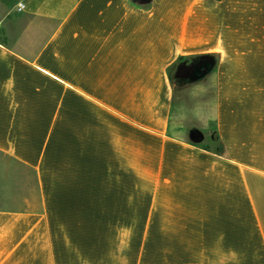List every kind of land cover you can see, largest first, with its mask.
Here are the masks:
<instances>
[{"label": "crops", "instance_id": "1", "mask_svg": "<svg viewBox=\"0 0 264 264\" xmlns=\"http://www.w3.org/2000/svg\"><path fill=\"white\" fill-rule=\"evenodd\" d=\"M0 264H264V0H0Z\"/></svg>", "mask_w": 264, "mask_h": 264}, {"label": "water", "instance_id": "2", "mask_svg": "<svg viewBox=\"0 0 264 264\" xmlns=\"http://www.w3.org/2000/svg\"><path fill=\"white\" fill-rule=\"evenodd\" d=\"M152 0H134L138 4H148ZM204 57H210L208 66L203 68L200 77H193L194 70L201 64ZM217 56L213 53L194 54L178 61L170 72V80L175 87L188 86L197 81L204 80L217 65ZM211 134V133H210ZM187 140L193 144H203L208 140V134L198 124H191L187 130Z\"/></svg>", "mask_w": 264, "mask_h": 264}, {"label": "rangeland", "instance_id": "3", "mask_svg": "<svg viewBox=\"0 0 264 264\" xmlns=\"http://www.w3.org/2000/svg\"><path fill=\"white\" fill-rule=\"evenodd\" d=\"M187 56H189V55H186L185 57H187ZM178 62V61H177ZM176 65V64H175ZM174 65V66H175ZM173 66V67H174ZM173 67L170 69V72H171V70L173 69ZM170 72H169V76H170ZM181 92H183V91H179L178 93V95L176 96L177 98H178V96H179V101L181 100L180 99V96H181ZM187 93V92H186ZM191 92H189V93H187V95H188V100H189V103L187 102V104H188V111L185 113V115H184V119H183V123H187L189 126L191 125V124H198L199 126H200V128L202 129V130H204L207 134H208V140L205 142V143H203V144H201V146H205V147H212V148H215V146H216V144L214 143V142H210L211 141V134H210V129L209 128H207V127H205L204 125H201L202 123H196L195 121L197 120V117H198V115H200V117H201V111H200V113L199 114H197V112L195 111V109L193 108V110H192V107H191V100H192V96H191V94H190ZM179 101H178V103L177 104H179ZM205 102V101H204ZM175 104H174V106H176V101L174 102ZM199 104V105H198ZM196 105H198V107H199V109L200 110H202V108H203V101H201V99H199V98H196ZM202 126V127H201Z\"/></svg>", "mask_w": 264, "mask_h": 264}, {"label": "flooded vegetation", "instance_id": "4", "mask_svg": "<svg viewBox=\"0 0 264 264\" xmlns=\"http://www.w3.org/2000/svg\"><path fill=\"white\" fill-rule=\"evenodd\" d=\"M199 54H201V53H199ZM192 55H194V54H192ZM189 56H191V55H189ZM189 56H187V57H189ZM183 58H186V57H183ZM183 58H181V59H183ZM181 59H179V60H181ZM210 61H211V58L210 57H204V59H203V61L201 62V64L197 67V69L196 70H194V72H193V77H200V75L202 74V70H203V68H205L206 66H208L209 64H210ZM178 63V62H177ZM176 63V64H177ZM176 66V65H175ZM174 66V67H175ZM173 67V68H174ZM189 86V85H188ZM179 87H184L183 85H180Z\"/></svg>", "mask_w": 264, "mask_h": 264}, {"label": "built area", "instance_id": "5", "mask_svg": "<svg viewBox=\"0 0 264 264\" xmlns=\"http://www.w3.org/2000/svg\"><path fill=\"white\" fill-rule=\"evenodd\" d=\"M25 8V3L22 1L18 4V10L21 11Z\"/></svg>", "mask_w": 264, "mask_h": 264}]
</instances>
